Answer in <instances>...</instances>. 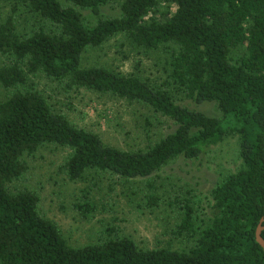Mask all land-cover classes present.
<instances>
[{"label": "trees", "instance_id": "1", "mask_svg": "<svg viewBox=\"0 0 264 264\" xmlns=\"http://www.w3.org/2000/svg\"><path fill=\"white\" fill-rule=\"evenodd\" d=\"M0 19V264H264L255 229L264 217V0H6ZM27 8L40 27L17 33L16 12ZM117 7L116 16L102 8ZM121 36L154 51L171 47L168 81L159 84L103 66H82L83 53ZM65 94L86 90L139 103L174 123L153 144L125 150L104 142L57 112L31 76ZM214 102L220 117L178 103ZM234 135L238 169L211 189V214L193 208L190 191L171 205L186 247L143 248L107 227L91 242L72 245L42 214L34 189L17 185L25 157L46 145L69 149L70 180L96 171L125 180L148 178L170 161L198 159ZM149 188H152L148 184ZM81 208L94 211L87 194ZM148 207L161 199L144 196ZM264 239V230L261 233Z\"/></svg>", "mask_w": 264, "mask_h": 264}, {"label": "rangeland", "instance_id": "2", "mask_svg": "<svg viewBox=\"0 0 264 264\" xmlns=\"http://www.w3.org/2000/svg\"><path fill=\"white\" fill-rule=\"evenodd\" d=\"M11 3L0 0V19L8 15ZM106 16H116L117 7L102 8ZM17 33L26 35L40 27L39 20L27 8L16 12ZM171 47L146 51L131 45L121 36L111 38L101 47L83 53L82 66H103L121 73L161 83L168 81ZM48 95L54 109L78 127L95 132L104 142L125 150H136L153 144L174 128V123L161 114L135 102L110 94L77 90L65 94L42 75L30 77ZM9 90L0 87V102ZM178 103L208 116L220 117L214 102L197 104L186 98ZM69 149L46 145L25 157L28 171L17 185L34 189L39 195L42 214L52 219L64 237L75 246L93 241L107 227H116L121 235L133 239L140 247H186L185 236L177 233L180 214L171 205L175 196L190 191L193 208L206 218L211 214V189L225 175L240 165L238 140L224 138L198 159L178 157L148 178L125 180L96 171H88L82 179L70 180L63 169ZM148 184L152 188L148 187ZM87 194L94 211L87 217L81 208ZM155 193L161 199L156 207H148L144 196Z\"/></svg>", "mask_w": 264, "mask_h": 264}, {"label": "water", "instance_id": "3", "mask_svg": "<svg viewBox=\"0 0 264 264\" xmlns=\"http://www.w3.org/2000/svg\"><path fill=\"white\" fill-rule=\"evenodd\" d=\"M263 143H264V130H263ZM264 230V217L259 220V223L255 229V241L261 246L264 252V239L261 236L262 231Z\"/></svg>", "mask_w": 264, "mask_h": 264}]
</instances>
